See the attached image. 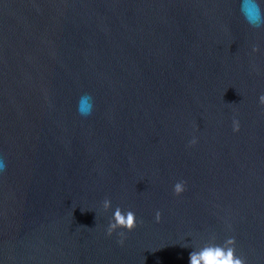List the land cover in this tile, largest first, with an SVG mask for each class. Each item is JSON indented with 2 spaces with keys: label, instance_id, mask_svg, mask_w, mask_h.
Returning a JSON list of instances; mask_svg holds the SVG:
<instances>
[{
  "label": "water",
  "instance_id": "1",
  "mask_svg": "<svg viewBox=\"0 0 264 264\" xmlns=\"http://www.w3.org/2000/svg\"><path fill=\"white\" fill-rule=\"evenodd\" d=\"M257 3L0 0V264H264Z\"/></svg>",
  "mask_w": 264,
  "mask_h": 264
},
{
  "label": "clouds",
  "instance_id": "2",
  "mask_svg": "<svg viewBox=\"0 0 264 264\" xmlns=\"http://www.w3.org/2000/svg\"><path fill=\"white\" fill-rule=\"evenodd\" d=\"M257 7V16L255 19L250 18L246 11H244L245 20L247 23L254 27L259 28L264 26V13L261 12L259 4H256ZM253 51H259L257 47L253 48ZM260 104L264 106V95L259 97ZM78 112L81 115L87 116L91 114L94 109V100L90 94H84L78 101L77 105ZM240 121L238 119H233V130L235 132L240 131ZM198 143L197 138L193 137L189 146H195ZM186 181H178L174 185V193L177 196L182 195L186 191ZM103 205L105 209H108L112 206L110 199H105L103 201ZM161 219V213H156V220L159 221ZM137 227V217L134 211L128 210L126 213L120 207H117L114 211V215L112 220L109 222V227L107 228V234L109 236L113 235L117 232V229H126L128 232L135 230ZM119 236L121 239L119 240L120 244L124 243L125 232L120 231ZM227 243L232 245V247L228 248L225 254V250L220 246H208L199 252L193 251L190 254V264H201V261L204 264H245V260L236 256L235 244L236 241L234 238H229Z\"/></svg>",
  "mask_w": 264,
  "mask_h": 264
}]
</instances>
